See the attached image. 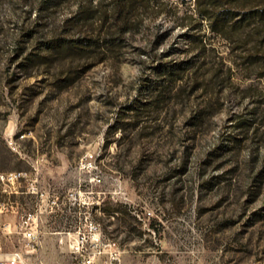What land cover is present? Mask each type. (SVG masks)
Here are the masks:
<instances>
[{
  "label": "rangeland",
  "instance_id": "374dc122",
  "mask_svg": "<svg viewBox=\"0 0 264 264\" xmlns=\"http://www.w3.org/2000/svg\"><path fill=\"white\" fill-rule=\"evenodd\" d=\"M83 1L0 0V173L23 174L0 254L32 215L31 262L79 264L60 239L88 218L120 264H264V0L222 34L210 0H150L104 48L48 49L89 35Z\"/></svg>",
  "mask_w": 264,
  "mask_h": 264
},
{
  "label": "trees",
  "instance_id": "16d2710c",
  "mask_svg": "<svg viewBox=\"0 0 264 264\" xmlns=\"http://www.w3.org/2000/svg\"><path fill=\"white\" fill-rule=\"evenodd\" d=\"M150 0H109L106 5L100 2L94 4V0H86L78 4L77 10L69 19L72 24L86 25L91 31L89 35L79 39L62 41L57 43V47L51 45L48 49L68 48L76 51H91L95 48H104L102 43H107L114 34L123 35L131 32L140 21L142 11L146 8ZM245 0H210V7L202 11V16L210 21V30L212 32L224 33L227 29L238 28V24L245 21L243 17L238 18L235 23L232 20L237 18L236 13L231 9H225L229 4H238ZM221 4V5H220ZM216 7V8H215ZM222 7V9H218ZM223 7H225L223 9ZM237 7V6H236ZM259 10V9H257ZM239 11V10H238ZM240 12V11H239ZM257 11L254 17L257 20L263 18L264 14ZM98 24L99 29H95L94 25ZM240 28V27H239ZM113 30V32H112ZM182 65V64H181ZM173 65L172 69H175ZM188 67H185L187 69ZM182 69V68H181Z\"/></svg>",
  "mask_w": 264,
  "mask_h": 264
},
{
  "label": "built area",
  "instance_id": "2783aa9c",
  "mask_svg": "<svg viewBox=\"0 0 264 264\" xmlns=\"http://www.w3.org/2000/svg\"><path fill=\"white\" fill-rule=\"evenodd\" d=\"M10 144H14L11 141ZM22 173H0V215H7L14 212V202L11 201L12 195L19 194V185ZM35 191L34 185L31 187ZM2 194V195H1ZM151 215V213H149ZM32 215L21 225L20 231L26 241L25 251L16 249L12 252L0 254V264H41L31 262L27 254L38 249V224H32ZM83 228L76 232H67L66 236L60 239V243H66L71 253L78 259L79 264H120L119 252L114 245L106 243L102 234L100 224L95 221H87ZM1 231L10 232V224L5 223ZM0 231V232H1ZM3 244L0 236V252Z\"/></svg>",
  "mask_w": 264,
  "mask_h": 264
}]
</instances>
